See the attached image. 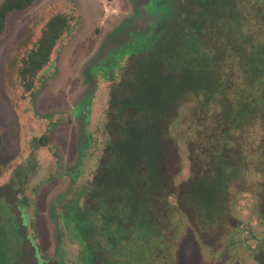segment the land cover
Segmentation results:
<instances>
[{
	"label": "rangeland",
	"instance_id": "rangeland-1",
	"mask_svg": "<svg viewBox=\"0 0 264 264\" xmlns=\"http://www.w3.org/2000/svg\"><path fill=\"white\" fill-rule=\"evenodd\" d=\"M184 2L192 7L194 0ZM227 3V20L240 12L250 21L229 31L240 38L255 34L264 43V0ZM140 4L36 0L26 11L9 16L0 37V264H264V118L252 116L224 134L233 119L219 118L217 101L203 110L208 118L202 123L195 117L197 102L183 106L169 129L178 151L176 194L168 199L170 215L157 235L138 227L123 229L122 239L115 228L114 235L99 233L96 219L101 214L94 217L87 211L94 174L110 144L106 125L111 89L121 75L116 67L112 81L110 73L96 71L94 83L89 67L109 46L116 50L120 41L145 26ZM58 16L66 19V31L46 65L25 80L24 60ZM231 54L235 60L227 64L228 83L238 91L240 81L249 80ZM125 65L126 58L120 66ZM216 133L221 134L218 140ZM43 136L44 145L39 141ZM214 144L228 146L225 152L237 176L225 196L228 212L218 225L203 227L179 203L180 193L213 168ZM85 215L95 218L86 243L73 224ZM95 240L98 249L88 245Z\"/></svg>",
	"mask_w": 264,
	"mask_h": 264
},
{
	"label": "trees",
	"instance_id": "trees-1",
	"mask_svg": "<svg viewBox=\"0 0 264 264\" xmlns=\"http://www.w3.org/2000/svg\"><path fill=\"white\" fill-rule=\"evenodd\" d=\"M227 1L194 0L191 7L184 0H141L145 26L120 41L116 50L109 46L107 54L90 65L89 77L94 83L96 71L110 73V79L116 67L121 71L120 81L111 89L106 125L110 144L94 174L86 205L88 213L102 216L96 219L99 233L114 235L115 228L121 239L122 230L130 227L150 235L159 233L160 223L170 215L168 199L176 194L173 166L178 151L169 129L183 106L197 102L195 117L202 123L208 118L203 113L207 105L220 103L219 118L233 119L224 134L233 125L242 127L252 116L264 118V43L255 34L240 38L229 31L235 24L250 21L247 16L241 18L240 12L233 21L227 20L223 9L229 5ZM35 2L4 0L0 4V37L9 16L26 11ZM67 25L62 16L48 22L36 49L24 60L25 80L46 65ZM231 52L249 80L240 81L238 91L228 83L227 64L234 58ZM125 58L126 65L121 67ZM220 135L216 133L215 140ZM46 140L43 136L39 141L44 145ZM2 143L0 130V149ZM218 146L214 144L215 150L210 151L213 168H207L180 193L179 203L203 227L218 225L226 215L225 196L237 176L236 166L225 152L228 146ZM94 217L85 215L82 222L73 223L84 243L91 239L87 235ZM96 243L88 245L96 248Z\"/></svg>",
	"mask_w": 264,
	"mask_h": 264
}]
</instances>
